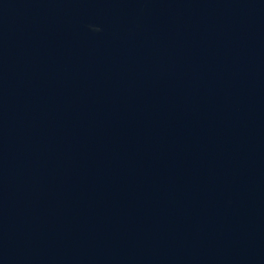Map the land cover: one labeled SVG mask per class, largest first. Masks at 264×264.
Here are the masks:
<instances>
[{
	"label": "water",
	"instance_id": "water-1",
	"mask_svg": "<svg viewBox=\"0 0 264 264\" xmlns=\"http://www.w3.org/2000/svg\"><path fill=\"white\" fill-rule=\"evenodd\" d=\"M0 264H264V0H0Z\"/></svg>",
	"mask_w": 264,
	"mask_h": 264
}]
</instances>
